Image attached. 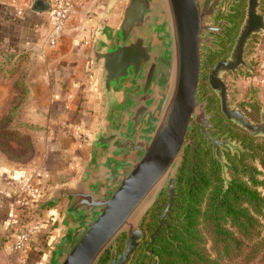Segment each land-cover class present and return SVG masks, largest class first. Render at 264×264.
I'll return each instance as SVG.
<instances>
[{
    "label": "water",
    "instance_id": "water-1",
    "mask_svg": "<svg viewBox=\"0 0 264 264\" xmlns=\"http://www.w3.org/2000/svg\"><path fill=\"white\" fill-rule=\"evenodd\" d=\"M116 0H110L112 6ZM41 0L38 1V4ZM261 0H248L246 17L227 59L214 64L208 75L210 87L220 100L221 112L252 136L264 137V109L259 121L233 105L231 89L224 73L241 67L252 71L245 58L254 36L264 34ZM216 2L211 0H126L122 19L113 35L99 44L93 42L91 70H100L103 104L108 114L87 141L93 151L88 162L70 182L51 186L50 194L33 203L38 212L66 199L61 222L70 223L52 251L50 264H98L111 249L107 264H131L143 246L144 256L153 254L149 245L164 224L170 232V210L178 194V178L191 145L194 163L195 141L188 137L194 122L200 125L213 153L222 164L226 188L231 180L226 172L223 148L240 147L227 136H212L213 112L201 99L200 81L206 36ZM166 189L161 220L145 240V216ZM126 235L118 253L116 240Z\"/></svg>",
    "mask_w": 264,
    "mask_h": 264
},
{
    "label": "crops",
    "instance_id": "crops-1",
    "mask_svg": "<svg viewBox=\"0 0 264 264\" xmlns=\"http://www.w3.org/2000/svg\"><path fill=\"white\" fill-rule=\"evenodd\" d=\"M0 0V54L26 65L28 99L22 107L24 121L34 132L38 153L26 163L0 159V230L17 225L8 246L12 264L20 252L12 242L25 225L29 211L27 185L40 191L70 183L89 160L93 149L87 138L108 119L101 92L100 70H91L93 42L105 49L122 19L126 0H76L68 25L58 43L51 45L49 10L54 0ZM247 79L260 89L264 105V34L257 35ZM25 66V67H26ZM9 89L0 85V101ZM66 199L36 212L40 227L32 240L26 264H50L52 251L70 223L61 218ZM25 210L27 213H25ZM25 216V218H24Z\"/></svg>",
    "mask_w": 264,
    "mask_h": 264
},
{
    "label": "trees",
    "instance_id": "trees-1",
    "mask_svg": "<svg viewBox=\"0 0 264 264\" xmlns=\"http://www.w3.org/2000/svg\"><path fill=\"white\" fill-rule=\"evenodd\" d=\"M254 40L256 36L251 40L247 54L254 53ZM4 56L0 54V61ZM218 58L207 56L203 64L201 91L210 100V109L214 110L221 130L229 132L245 150L227 155L231 176L227 188L221 166L205 152L204 147L196 155L198 164L195 177L191 176L189 164L185 162L178 178L180 195L173 207L174 215L183 219L176 224L171 222L170 232L168 227L163 226L155 237V243L149 245L158 258L149 254L144 256V247L141 246L131 264H264V137H253L227 120L221 112L219 99L209 86L207 76ZM249 60L253 62L252 58ZM12 64L10 69L4 70V75L14 80V86L21 96L20 101L12 102L9 106L11 113H18L16 118L19 121V111L28 99L27 66L23 65L21 58ZM241 75L247 80L254 73L242 68L236 77ZM231 100L253 121L260 120L264 105L260 100V89L255 84L233 87ZM21 126L29 127V124L21 119ZM193 137L201 142L199 129H195ZM14 138L23 141L17 135ZM32 143L31 147L35 146L30 157L13 156L8 160L18 163L30 161L38 153L36 142ZM163 200L162 195L144 219L142 228L145 240L149 239L159 223ZM125 237L123 235L116 241L118 253L124 248ZM110 250L104 253L98 264H107Z\"/></svg>",
    "mask_w": 264,
    "mask_h": 264
},
{
    "label": "flooded vegetation",
    "instance_id": "flooded-vegetation-1",
    "mask_svg": "<svg viewBox=\"0 0 264 264\" xmlns=\"http://www.w3.org/2000/svg\"><path fill=\"white\" fill-rule=\"evenodd\" d=\"M211 2L212 3L216 2L215 14L212 16V21L210 22V25L215 27V29L211 30L210 34L206 36L207 38H212L211 39L212 42H211V45H206L207 51L204 52L203 64L206 61L207 56L219 57L216 60V62L223 60V59H227L230 56L231 50L235 44V40L239 34L242 23L246 17L247 6H248V0H211ZM261 2H262V5L260 7V10L263 13L264 2H263V0H261ZM249 44H248V46H249ZM248 46H247V50L245 53V58H246V54L248 51ZM203 64H202V67H203ZM242 68H244V67H241L239 70H237L236 73H233L232 71L226 72L224 74L225 81L227 83H229L226 75L236 76L237 73ZM210 70H209V72H210ZM203 71H204V68H203ZM203 71H202V73H203ZM209 72H208L207 76L209 75ZM201 79H202V77H201ZM208 83H209V81H208ZM200 84H202L201 81H200ZM230 85H231V83H230ZM201 86H200V90L202 88ZM206 99L208 100L207 112H209V113L213 112V116L210 118V121L213 124V126L208 128V130L211 131L212 136H215V137L219 136L220 139L223 138L224 136H227V138L232 141V137L230 136V133L229 132H223L221 130L219 122L217 120H215L214 110L210 109V100L208 98H206ZM196 126H198L199 133L202 136V140H201V142H199L197 139L192 137L193 134H190L191 132L188 134V137L191 136L192 139L195 141V144H196L195 153H194V163L192 160L191 145L188 148H186V150H185V161H184V163L188 162L192 177L196 176L195 169H196V166L198 164V159L196 158V155L198 152H200L202 150V147H204L206 153H209L211 155V157L216 161L217 165H220L222 168V164L219 163L217 158H215V156H214L213 144L212 143L210 145L208 144V140L205 139L204 134H202L200 131V125L196 124ZM232 150H235V151H232ZM240 151L241 150L239 147H236L235 149H233L231 146H226L223 148L224 157H227L228 154H231V155L239 154ZM178 194H179V189H178ZM179 195L176 197L175 203H176V200L179 197ZM163 197H164V200L161 202L162 213L160 214L159 221L161 220V215L164 213L165 204L168 203V198L166 196V190L163 191ZM174 205H173V207H174ZM173 207L170 210V214L173 215L175 218L182 220L183 218H178L174 215ZM165 219H166V221L169 222V226H170L171 222L176 224V223L181 221V220L174 221V219H172L170 216H167ZM163 226L167 227L166 224H164Z\"/></svg>",
    "mask_w": 264,
    "mask_h": 264
},
{
    "label": "rangeland",
    "instance_id": "rangeland-1",
    "mask_svg": "<svg viewBox=\"0 0 264 264\" xmlns=\"http://www.w3.org/2000/svg\"><path fill=\"white\" fill-rule=\"evenodd\" d=\"M246 58H247V60H249L251 58V54H249V53L246 54ZM1 59L2 60L0 61V85L7 86L9 89V94L7 95L6 98L4 97L3 100L0 101V159L8 160L9 157H13V156L28 158V157H30L31 152L32 153L34 152V150H32V149H34L35 145L33 147H31V145H33V143H34V142L32 143V141H35L34 132L36 131V129L31 128V127H27V126H24V127L21 126V119H25L24 115H23L22 107L19 111V116H20L19 121H17V118H16L18 113L17 112L11 113V111L9 110L10 104L12 102L14 103L15 101H20L21 96H20V94H18V91H17L16 87L14 86L15 85L14 80H10L8 78V76L4 75V70L10 69L12 67V65H13L11 63L12 60L11 59L9 60V58H7L5 56L2 57ZM250 62H252V61H250ZM226 77H227V80L229 81L228 84L231 83V85H230L231 91H232L233 87L234 88L238 87L241 84H242V86L247 85V82H245L247 80H244V75H241L240 77H236V76H232V75H226ZM200 92H201V99H206L201 90H200ZM213 92H214V90H213ZM216 97L218 98L217 94H216ZM219 102H220V100H219ZM196 124L197 123L194 122V126H193L190 134H193L196 128L198 129V126H196ZM14 135H17L18 138L22 137L23 141L17 140L16 138H14ZM192 137L190 136L189 138L192 139ZM253 137H263V136H253ZM232 142L240 145V147H239L241 150L240 152L245 150L243 148L241 142H238L237 139L232 137ZM232 151H235V150H232ZM227 161H228V159H227V157H225L226 172H227L228 177L231 180V176L228 172ZM221 175H222V178L224 179L222 168H221ZM224 183H225V179H224ZM162 195H163V192L160 195V197ZM27 212L25 210V213H27ZM24 218H25V216H24ZM16 229H17V225H13V226L11 225L9 228L5 229L4 231L0 230V264H12V254L10 252V249H8V246L11 244L10 241H11L13 235H15ZM115 244H116V242H115Z\"/></svg>",
    "mask_w": 264,
    "mask_h": 264
},
{
    "label": "built area",
    "instance_id": "built-area-1",
    "mask_svg": "<svg viewBox=\"0 0 264 264\" xmlns=\"http://www.w3.org/2000/svg\"><path fill=\"white\" fill-rule=\"evenodd\" d=\"M75 1L76 0L52 1V7L49 10L51 29L47 36V40L51 45L57 44L62 34L64 33L68 25V21ZM26 189L29 192L30 207L33 203L39 201L40 191L33 185H27ZM35 213L36 212L28 211L24 227L19 231L12 242L13 249L20 252V256L18 258L19 264L27 263V254L30 248V244L39 231V221H34V218H31V216H33Z\"/></svg>",
    "mask_w": 264,
    "mask_h": 264
}]
</instances>
